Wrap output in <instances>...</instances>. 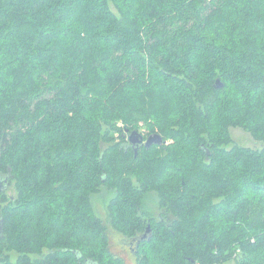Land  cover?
Wrapping results in <instances>:
<instances>
[{
    "label": "trees",
    "instance_id": "obj_1",
    "mask_svg": "<svg viewBox=\"0 0 264 264\" xmlns=\"http://www.w3.org/2000/svg\"><path fill=\"white\" fill-rule=\"evenodd\" d=\"M0 182V264H264V0H0Z\"/></svg>",
    "mask_w": 264,
    "mask_h": 264
},
{
    "label": "rangeland",
    "instance_id": "obj_2",
    "mask_svg": "<svg viewBox=\"0 0 264 264\" xmlns=\"http://www.w3.org/2000/svg\"><path fill=\"white\" fill-rule=\"evenodd\" d=\"M142 130H145V131H141V133L146 134V127H143ZM232 135L235 141L241 146L252 148V149L262 148V145L260 143H258L255 139H253V137L249 133H246L240 128L233 129ZM8 187H6L8 196L11 199H15L16 195H15L14 187L13 186L9 188ZM108 201L109 199H108L107 193H101L100 195L94 198V204L96 206L97 212L99 213L101 218H103L107 222H109L108 214H107L108 212L106 208ZM153 209H154V212H157L155 208ZM108 228H109V235H110V239L112 240L111 243L113 245L114 252L120 255L126 261L127 264H135V258L132 256L133 254L131 253V250H132L131 248H133L134 246L124 247L121 244V238H122L121 235L114 233L112 229L110 228V226ZM2 229H3V226H2ZM230 264H233V263H230Z\"/></svg>",
    "mask_w": 264,
    "mask_h": 264
},
{
    "label": "water",
    "instance_id": "obj_3",
    "mask_svg": "<svg viewBox=\"0 0 264 264\" xmlns=\"http://www.w3.org/2000/svg\"><path fill=\"white\" fill-rule=\"evenodd\" d=\"M218 84H219V82H218ZM221 87L222 86L219 85V88H221ZM129 140H130L131 144L135 147L136 152L139 149L141 144H144L147 148H150L153 145L161 146L165 143L164 138L160 134L151 135L150 137L147 138L146 141H144L143 135L138 131L132 132L129 135ZM1 187H2V182H0V189H1ZM0 231H2V226L0 227ZM150 233H151V228L148 227V230H147V232L144 235V238L142 240L144 241L145 239H147V237Z\"/></svg>",
    "mask_w": 264,
    "mask_h": 264
},
{
    "label": "flooded vegetation",
    "instance_id": "obj_4",
    "mask_svg": "<svg viewBox=\"0 0 264 264\" xmlns=\"http://www.w3.org/2000/svg\"><path fill=\"white\" fill-rule=\"evenodd\" d=\"M147 140V137H144V141ZM141 145H144V144H141ZM140 145V146H141ZM132 246H135V245H138V241L137 240H134L133 243L131 244ZM133 256V255H132Z\"/></svg>",
    "mask_w": 264,
    "mask_h": 264
}]
</instances>
